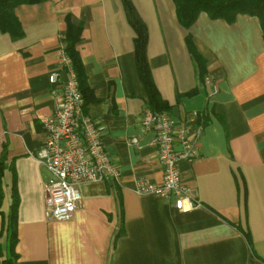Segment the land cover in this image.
Masks as SVG:
<instances>
[{"label": "crops", "instance_id": "obj_1", "mask_svg": "<svg viewBox=\"0 0 264 264\" xmlns=\"http://www.w3.org/2000/svg\"><path fill=\"white\" fill-rule=\"evenodd\" d=\"M147 30L146 57L168 115L184 132L180 181L198 204L136 192L162 182L153 132L139 117L146 93L134 64L135 33L122 0H47L13 10L23 37L0 32V158L3 222L16 195V264H264V42L258 20L233 24L200 13L182 28L171 0H129ZM66 19L92 99L85 113L105 127L104 147L119 171L79 187L67 222L43 214L47 174L36 160L43 120L53 115L69 65L61 56ZM205 62L200 81L185 43ZM51 73L59 82L49 83ZM135 141V142H134ZM175 150L182 153L176 143ZM1 264V259H0Z\"/></svg>", "mask_w": 264, "mask_h": 264}, {"label": "built area", "instance_id": "obj_2", "mask_svg": "<svg viewBox=\"0 0 264 264\" xmlns=\"http://www.w3.org/2000/svg\"><path fill=\"white\" fill-rule=\"evenodd\" d=\"M60 52L63 62L70 68L63 49ZM48 80L51 85L60 81L57 73H51ZM61 84V92L55 97V111L43 120L44 140L36 160L47 174L42 186L44 217L48 221L67 222L81 206V185L101 182L113 185L119 178V171L105 151V127L83 110L84 102L71 68ZM139 124L143 130L153 132L152 144L162 170V182L153 185L139 181L136 192L170 199L178 212L192 210L198 204L181 183L178 169L179 161L188 155L183 130L177 129L169 115L147 109L142 111ZM177 142L182 148L181 154L175 150Z\"/></svg>", "mask_w": 264, "mask_h": 264}, {"label": "trees", "instance_id": "obj_3", "mask_svg": "<svg viewBox=\"0 0 264 264\" xmlns=\"http://www.w3.org/2000/svg\"><path fill=\"white\" fill-rule=\"evenodd\" d=\"M47 0H0V32L8 34L12 41L23 37L19 23L13 15V10L20 5H33L46 2ZM175 9L178 24L189 29L196 21L200 13H205L210 20H222L227 24H233L238 15H244L258 20L262 39L264 42V0H171ZM127 21L135 33L134 45V64L138 78L146 93V109L152 113L167 114L168 105L161 100L157 89L153 83L151 73L147 63V30L145 24L134 11L129 0H122ZM66 33L62 39V48L65 57L70 62V68L75 76L78 90L84 102V112L92 99L91 91L86 83V76L81 65L76 44L81 33L80 26H73L66 19ZM187 50L191 59L197 67L200 81H203L206 71L205 62L193 46L191 37L185 38ZM5 154L0 158V215L2 203L1 180L3 175ZM13 204L10 213L3 222V234L5 235L4 248L0 246L1 264H16L17 254L14 251L16 245V195L14 190Z\"/></svg>", "mask_w": 264, "mask_h": 264}]
</instances>
